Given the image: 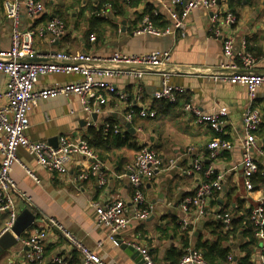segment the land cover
Segmentation results:
<instances>
[{
	"label": "crops",
	"instance_id": "obj_1",
	"mask_svg": "<svg viewBox=\"0 0 264 264\" xmlns=\"http://www.w3.org/2000/svg\"><path fill=\"white\" fill-rule=\"evenodd\" d=\"M4 1L0 0V46L5 48L10 43L11 21L5 16ZM39 1L43 3L44 10L36 16H29L22 7L20 24L23 29L35 30L60 14L67 18V26L64 34L56 39L45 32L35 34L33 49L39 57L32 59L47 60L53 52H85L106 65L108 59L116 53L139 55L158 49L168 52L170 63L179 69L171 76L170 82L180 86L183 93L175 103L153 98L154 91L161 83L160 72L171 66L168 65L144 69L139 96L136 78L125 75L111 78L118 94L100 91L103 94L102 110L95 114V119L83 110L75 95L38 101L28 114L27 136L32 140L46 141L50 145H57L62 136L74 142L89 141L99 161V169L93 171L92 159L76 156L72 158L65 174H57L39 165L35 157L23 147L18 148L20 162L38 181L32 179L20 165H14L12 178L18 189L30 197L32 205L29 207L18 198L14 201L19 213L29 210L34 215V221L19 236L11 231V237L16 239L13 245L9 246L10 239L0 241V264H52L53 259L59 256L69 263H78L80 255L77 248L54 228L48 227L49 219L63 225L78 243L96 252L107 264H139L137 254L124 246L132 244L148 248L155 264H171L169 254L183 249L181 230L185 226L190 228L187 237L193 248L200 236L202 240H214L206 228L207 222L213 220V212L222 209L230 211L238 200H243L246 206H254V209L264 206V183L257 189H247L240 165L242 118L249 105L244 86L214 82L203 75L186 73L199 69L202 72L219 69L236 59L235 55L226 57L222 49L223 38L212 35V11H192L183 29L174 35H134L133 31L141 24L140 16L148 7L157 17V25L169 23L167 0H140L132 7L122 2L120 9L124 14L117 15L109 4L104 3L98 13L100 16L96 14L101 22L93 18L94 9L99 6L100 0ZM220 7L227 8L224 0H221ZM236 12L235 22L222 28V36L233 38L234 51L240 50L245 41L246 49L257 59L255 71L264 74V0L245 1ZM90 34H93L94 40L90 39ZM131 69H135V66L123 65V70ZM78 78V75L72 73L43 75L38 78L36 88L71 82ZM6 81V75L0 72V91L4 89ZM119 94L124 95L125 99L122 100ZM183 101H189L204 112L225 108L227 113L223 133L215 132L209 123L196 122L190 113L183 110ZM3 103L0 100V104ZM128 103H132V109L147 106L155 112V116L140 118L134 114L129 121L130 129H134L131 132L126 128L128 121L124 118ZM252 106L261 116L255 133L256 143L264 149V84L257 89ZM115 124L123 129L119 134L124 133V130L131 134L124 145L114 142L112 135L117 133L113 131L110 136H103ZM101 130L103 135L98 144L94 135ZM220 136L230 141L232 147L210 160L207 158V145ZM141 145L151 147L162 161L161 169L142 188L145 202L152 204L154 210L146 220L132 218L125 228L113 234L118 241L114 245L109 240L112 235L109 228L96 222L94 203L121 200L126 208L124 214L128 217L133 215L134 188L125 167L133 160ZM253 157L264 173V155L254 151ZM195 159H202L204 167L207 164L212 166L222 178L221 189L208 201L210 212L199 219H195L191 211L186 212L181 206L183 199L192 195L203 179V173L193 169ZM82 173H87V178L79 179ZM7 220L8 214L0 211V239L3 233L10 232L5 229ZM176 224L180 229L175 230ZM35 228H44L47 233L41 258L30 259L27 258L30 248L23 244V240L29 238ZM259 237L258 246L252 248L251 264H264V238ZM242 242L244 240L240 238L235 241L233 256H239L237 246ZM233 258L230 264H236Z\"/></svg>",
	"mask_w": 264,
	"mask_h": 264
},
{
	"label": "built area",
	"instance_id": "obj_2",
	"mask_svg": "<svg viewBox=\"0 0 264 264\" xmlns=\"http://www.w3.org/2000/svg\"><path fill=\"white\" fill-rule=\"evenodd\" d=\"M220 2L218 3V0H167L168 25L156 27L151 19L145 15L140 26L133 31V34L174 35L183 29L184 22L192 11L196 9L212 11V35L223 38V54L230 58L235 55L236 61L222 65L219 69L208 70V72H202V69H199L197 71H186V73L188 75H203L214 82L244 86L249 105L245 109L242 118L240 165L244 172L245 186L247 189H252L250 177L258 171L259 165L254 159L253 153L258 151L261 155H264V151L257 146L255 138L261 116L259 111L253 108L252 103L257 89L264 84V74L255 71L254 67L257 59L246 49L245 41H243L240 50L234 51L233 38L228 35L222 36V28L234 23L235 16L227 8L220 7ZM3 6L5 16L11 21V32L8 47L0 46V72L7 77L5 87L0 91V100L4 101L3 104H0V211L8 214L5 229L10 230L19 213L14 199L18 198L29 207L32 205L30 197L18 189L12 178L13 166L20 165L32 179L38 181L35 175L20 162L17 156L18 148L23 147L35 157L39 165L57 174H65L72 158L76 156H86L92 159L93 171L97 172L99 169L96 153L85 140L74 142L62 136L59 138L57 146L54 147L46 141L32 140L27 136L28 114L38 101L56 96L69 97L75 95L79 98L83 110L91 116L102 110L103 94L100 91L105 90L118 94L111 78L122 75L136 78L138 80L137 93L139 96L141 91L140 79L143 76L144 69L162 68L168 65L171 66L160 72L161 83L154 91L153 98L157 101L175 103L178 97L182 95L183 89L170 82L171 76L179 70L170 63V54L158 49L139 55L116 53L108 59L106 65L99 63L98 58L85 52H55L50 54L46 58L47 60H29L39 57L33 49L34 35L45 32L56 39L65 32L64 22L59 17H53L49 22L35 30L23 29L20 24L22 7L25 8L29 16H36L44 10L43 3L39 0H5ZM178 6L180 7L179 10L176 9ZM90 39L94 40L93 34H90ZM123 65H133L135 69L126 71L123 70ZM54 73H72L78 75L79 78L71 82L55 83L43 88H36L40 76ZM119 97L122 100L125 99L122 94H119ZM182 108L190 113L196 122L209 123L217 133L223 131L227 113L225 108L204 112L189 101H183ZM134 114L140 118L155 116V112L147 106L132 109V103H128V111L124 115L125 120L129 123ZM112 129L115 133L123 131L122 127L117 124L112 125ZM231 147L230 141L215 138L207 145V158L211 160L217 157L221 151L229 150ZM202 163V159H195L193 169L199 170ZM161 164L160 157L147 145H141L133 160L126 164L128 179L134 188L132 197L134 211L131 217L124 214L126 208L121 200L103 204L94 203L97 215L96 222L98 225L109 228L112 234L109 236V240L114 245H117L118 241L113 234L125 228L132 218L144 221L153 213V205L145 202L142 188L161 169ZM87 176V173H82L78 178L85 179ZM221 179V176L215 173L212 166L208 165L204 171L203 179L197 185L194 193L183 199L182 209L186 212L191 211L195 219L208 214L210 212L208 201L214 191L221 189ZM101 182H103V179H101ZM262 211L261 206L254 209L252 218L255 222L259 221ZM212 216L213 219L220 220L225 224H228L231 219V214L228 212L215 211ZM183 222L185 226L186 222L184 220ZM48 223V227L54 228L67 238L77 248L80 255L78 263H69L59 256L53 259L52 264H107L96 252L78 243L63 225L54 219H49ZM46 233L44 228H35L29 238L23 240V244L30 248L27 258H41ZM260 236L264 238V231L261 232ZM132 246L142 258L143 262L140 264H155L148 248L138 244H132ZM184 263L208 264L202 259L200 252L191 249H188L187 254L183 256L179 264Z\"/></svg>",
	"mask_w": 264,
	"mask_h": 264
},
{
	"label": "trees",
	"instance_id": "obj_3",
	"mask_svg": "<svg viewBox=\"0 0 264 264\" xmlns=\"http://www.w3.org/2000/svg\"><path fill=\"white\" fill-rule=\"evenodd\" d=\"M227 4V9L237 17V8L240 7L245 1L249 2L250 0H224ZM122 2H124L127 6H136L140 0H100V4L97 8L94 9L93 18H96L97 21H100L98 13L101 11L102 4H109L115 14H124V11L120 9L122 6ZM148 15L151 19L152 23L156 27H165L168 23L163 24V26L157 25L156 18L153 13H151V9L149 7L145 12L140 16V21L142 18ZM55 17H59L64 22V26H67V20L63 15H56ZM101 22V21H100ZM93 30V27L91 28ZM187 100V99H186ZM110 132L103 135L102 130L99 133H96L94 136L97 138L98 144H100V140L103 136H110L112 134V127L108 128ZM223 133V131L221 132ZM92 134H94L92 132ZM114 142L117 145H124L130 139L131 134L128 131H124L122 134H113ZM219 139H225L224 136H220ZM88 144L91 146V143L88 141ZM140 147H138L137 151ZM264 151V149H262ZM95 152V151H94ZM208 165V164H207ZM207 165L205 167H207ZM202 166L199 170L204 174L205 168ZM250 181L252 184V189H257L259 186L264 183V173L263 168L258 165V171L254 173L250 177ZM218 191H214L212 196L216 195ZM263 211L260 213L259 221L255 222L252 218L254 212V206H246L244 205L243 200H238L235 203V206L228 211L227 209H222L220 213H230L231 219L228 224L223 223L220 220H209L206 224V228H208L211 232V235L214 236V240H202L201 236L196 240L193 248L189 244L188 240V227L185 226L182 231L183 241V249L181 251L172 252V255L169 256L172 258L171 264H179L183 256L187 254V249H193L194 251L200 252L202 259L208 264H230L232 261L233 252H234V243L240 238L244 240L240 245L237 246L238 257L236 258V264H251L250 256L252 252V248L258 246L260 242V234L264 231V206L262 207ZM180 229L179 225L176 224L175 230ZM152 253V252H150ZM262 253L264 256V244L262 246ZM152 255V254H151ZM153 257V256H152ZM231 258V259H230ZM154 261V259H153ZM155 262V261H154Z\"/></svg>",
	"mask_w": 264,
	"mask_h": 264
},
{
	"label": "water",
	"instance_id": "obj_4",
	"mask_svg": "<svg viewBox=\"0 0 264 264\" xmlns=\"http://www.w3.org/2000/svg\"><path fill=\"white\" fill-rule=\"evenodd\" d=\"M220 2V0H218V3ZM55 53V52H53ZM29 60H35V59H29ZM92 119H95V114H92ZM126 128H129L130 129V124L127 122L126 124ZM131 132H134V129H130ZM52 146L56 147L57 145L56 144H52ZM34 221V215L27 209L21 211L18 216L16 217V220L14 222V224L12 225V227L10 228V232H5L3 233L0 241L2 239H10L9 242V246L10 245H13L15 242H16V239H14V237H11L12 234H11V231L12 233H14L16 236H19L20 233L26 228L28 227L29 225L32 224V222ZM126 248L130 249L134 254H137V260H139V264L142 263V258L140 256V254L134 249L133 246L131 245H124ZM236 256H234V260H236Z\"/></svg>",
	"mask_w": 264,
	"mask_h": 264
},
{
	"label": "rangeland",
	"instance_id": "obj_5",
	"mask_svg": "<svg viewBox=\"0 0 264 264\" xmlns=\"http://www.w3.org/2000/svg\"><path fill=\"white\" fill-rule=\"evenodd\" d=\"M65 19L67 20V18L65 17Z\"/></svg>",
	"mask_w": 264,
	"mask_h": 264
}]
</instances>
